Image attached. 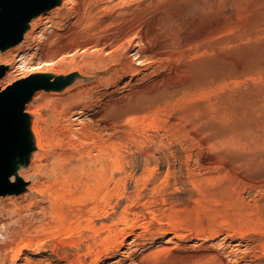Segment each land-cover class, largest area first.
Segmentation results:
<instances>
[{"label": "rangeland", "instance_id": "1", "mask_svg": "<svg viewBox=\"0 0 264 264\" xmlns=\"http://www.w3.org/2000/svg\"><path fill=\"white\" fill-rule=\"evenodd\" d=\"M95 1L101 6L108 4ZM125 2L115 10L109 22L100 25L95 11L94 16L89 17L91 24L85 33L73 38L71 32H60L54 42L56 47L69 45L66 49L73 53L80 50L77 43L87 42L89 37L94 47L113 52L133 37L134 34L129 33L130 27H151L164 4H178L174 8L178 10L176 24L181 37L178 35L176 48L166 47L165 52L154 47L157 57L149 52L151 55H145L143 67L138 65V68L147 66L144 75L129 80L126 87L121 82L115 91H106L102 96L104 102L114 101L127 91L147 88L149 98L145 110L159 106L160 111L143 109L146 114L140 112L137 115L140 120L149 121L153 110L151 117L161 128H156L157 132L147 130L148 134H156L153 137L156 145L148 142L144 147L149 161H144L135 148L139 138L133 139L136 136L118 113L110 110L103 113L94 105L85 110L87 115L80 117L93 132L105 138L124 139V146L133 149L136 158L128 168L131 179H127L126 195L129 199L115 197L112 209L108 210L110 215L104 220L111 224L129 205L128 221L137 218L133 222L134 231L127 229L129 234L126 232L125 244L114 246L117 248L103 255L99 264H138L144 256L156 251L163 252L157 258V264H264V0ZM157 40L161 41L160 38ZM173 61L174 64L179 61L178 65L173 64L174 69ZM158 70L160 73L157 74ZM71 72L75 71L67 73ZM109 73H98L92 79ZM166 73L170 74L167 76ZM161 88L163 94L155 93ZM190 89L193 90L189 94ZM182 90L187 93L183 94ZM164 96L167 98L165 103ZM42 115L46 116L48 112L44 110ZM98 223L95 222L97 226ZM143 225L147 229H143ZM33 254L24 250L19 264H41L46 257L54 264H67L50 252L41 256ZM85 259L86 262L90 260L89 257Z\"/></svg>", "mask_w": 264, "mask_h": 264}, {"label": "bare ground", "instance_id": "2", "mask_svg": "<svg viewBox=\"0 0 264 264\" xmlns=\"http://www.w3.org/2000/svg\"><path fill=\"white\" fill-rule=\"evenodd\" d=\"M101 1L108 4L101 6L96 4L95 0H61V5L42 13L30 22V28L18 45L10 47L6 51L0 50V64L7 66L5 75L0 79L1 90L36 72L55 71L60 74H68L69 70H73L79 74L65 91L38 90L26 104L24 112L31 116L36 150L32 153L28 166H21L18 170V175L27 181L26 190L20 195L0 196V264H19L24 250L33 252L35 256L50 252L67 264H99L101 257L109 254L114 246L121 247L125 244L127 229L130 228L131 231H134L133 222L137 221V218L133 222L128 221L126 214L130 212L129 205L123 208L122 213L117 215V219L113 220L111 224L104 221L110 215L108 210L112 209L115 197L129 199L126 195V184L127 179H131L129 165L136 159L132 152L133 149L128 150V146H124L122 138L118 141L110 140L102 134L93 132L92 128L80 117L87 115L85 110L94 105L100 108L103 113L109 110L118 113L120 117L126 119V124L131 128L132 134L136 136L133 139L139 138L134 145L145 159L144 161L150 159L147 150L144 151V147L148 142L156 145L153 138L156 134H148L147 130H156L160 127L159 122L151 117V112L155 108H151L153 110L149 114L154 120H150L148 114L146 117H149V121L140 120L137 115L147 107V97L149 96L146 95L149 93L147 88L140 87L138 90L127 91L114 101L104 102L102 96L106 91L119 87L121 82H124V86L121 85L126 87L130 83L129 80L144 75L147 66L138 68V65L143 67L144 57L149 52L154 55L158 54L154 47L162 48V50L166 47L173 49L179 40L176 24L178 10L176 11L177 8H174L178 4L175 3L173 6L164 4L151 27L146 29L141 26L130 27L129 33L134 34L133 37L131 36L132 38L126 41L121 49L111 52L107 48L111 53L91 45L92 38L89 37L87 42L77 43L80 50L77 47L76 49L80 53L76 50V52L70 53L69 49H66L69 45L56 47L54 42L60 37V32L64 34L71 32L73 38L85 33L90 27L89 17L93 15V12L96 11L95 14L99 16L98 20L101 25L111 20L117 8L127 4L126 0H117L115 4H113L115 0ZM131 1L133 0H127V2ZM159 38L161 41L157 40ZM178 49L180 50V46ZM174 50H169V52H175L176 50ZM159 52L161 53V51ZM56 53H58L57 56L51 58V55ZM167 54L169 53L167 52ZM170 55L172 54L170 53ZM167 63L166 65L169 67ZM173 64L174 61L172 67L175 65ZM156 65L158 66V63ZM159 70L157 74L160 73ZM107 71H110L108 75L92 79L96 74H103ZM168 74L170 73H166L167 76ZM166 81L168 80H164V82ZM161 83L163 81L160 82V85ZM151 87L153 88V86ZM156 87L158 86L156 85ZM185 87L188 89L189 84ZM162 89L156 90L155 93L163 94L164 90ZM179 90L176 89L177 92ZM192 90L190 89L188 93L190 94ZM184 92L182 90L183 94L187 93V91ZM165 99L167 98L164 96V103ZM154 100L155 98H153ZM180 106L182 105L180 104ZM44 110L48 112V115H42ZM148 110L145 111L148 112ZM155 111L153 113L156 115V112L160 111L159 106ZM181 114L184 115V113ZM161 126L163 127V125ZM170 128L173 130L172 126ZM171 131L170 133L174 130ZM186 132L188 133V131ZM162 140L164 141V139ZM14 179L15 175L12 176V180ZM136 182V185H139V180ZM141 187L143 188V186ZM18 199L22 201H18ZM96 221L100 222L99 226L95 224ZM119 225L122 227L119 228ZM141 227L147 229L145 225ZM82 248L85 249L84 253L81 252ZM161 252L149 253L139 260L138 264H157V258L163 254ZM87 257L90 258L88 262L85 261ZM40 262L41 264H54L48 257Z\"/></svg>", "mask_w": 264, "mask_h": 264}, {"label": "water", "instance_id": "3", "mask_svg": "<svg viewBox=\"0 0 264 264\" xmlns=\"http://www.w3.org/2000/svg\"><path fill=\"white\" fill-rule=\"evenodd\" d=\"M59 5L61 0H0V50L18 45L34 18ZM6 69L0 64V79ZM78 75L76 71L36 72L0 89V196L20 195L26 190L27 181L18 175V170L28 166L36 150L31 116L24 112L26 104L38 90L67 89Z\"/></svg>", "mask_w": 264, "mask_h": 264}]
</instances>
